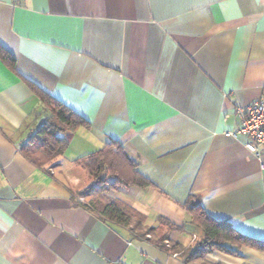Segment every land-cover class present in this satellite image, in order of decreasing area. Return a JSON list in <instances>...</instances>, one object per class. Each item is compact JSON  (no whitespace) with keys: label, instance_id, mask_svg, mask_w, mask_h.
<instances>
[{"label":"crops","instance_id":"obj_1","mask_svg":"<svg viewBox=\"0 0 264 264\" xmlns=\"http://www.w3.org/2000/svg\"><path fill=\"white\" fill-rule=\"evenodd\" d=\"M0 46L15 63L0 55V264H188L156 241L202 236L190 196L264 241V155L226 135L264 95V0H0ZM30 82L88 122L50 172L22 151L50 115ZM113 140L152 183L110 191L145 237L73 194L91 183L74 161ZM189 264H264V251Z\"/></svg>","mask_w":264,"mask_h":264},{"label":"trees","instance_id":"obj_2","mask_svg":"<svg viewBox=\"0 0 264 264\" xmlns=\"http://www.w3.org/2000/svg\"><path fill=\"white\" fill-rule=\"evenodd\" d=\"M0 55L12 69H15L13 58L7 55L1 46ZM30 85L49 110L50 115L38 127L34 135L23 144L22 151L34 163L50 172V169L43 165L44 162L34 155L35 151L39 149L42 152L45 162L60 157L68 147L73 132L81 125H87L88 122L39 85L33 82H30ZM31 146H35L36 150L31 149ZM74 163L85 169L91 178L90 184L73 191L74 197L87 198V201L82 203L85 207L105 220L120 226H131L141 237L153 232L154 229L150 227L147 231L143 230L146 227L143 224L142 215L130 205L118 199L103 201L101 198L119 186L152 185L138 171L136 160L128 154L120 142L110 141L103 148L76 159ZM58 164L59 161L51 168ZM185 208L191 217V224L202 230V236L187 248L179 243L165 241L168 238L166 234L160 237L156 244L172 254L178 253L186 263L204 259L208 253L215 250L239 254L241 247L250 246L264 251L263 240L241 233L228 220L214 218L204 210L194 196H190L185 203ZM134 220L137 222L135 226Z\"/></svg>","mask_w":264,"mask_h":264},{"label":"built area","instance_id":"obj_3","mask_svg":"<svg viewBox=\"0 0 264 264\" xmlns=\"http://www.w3.org/2000/svg\"><path fill=\"white\" fill-rule=\"evenodd\" d=\"M236 114L240 120L239 124L226 135L245 136L246 149L257 157H262L264 155V95L247 105L236 106ZM79 201L83 203L86 199L80 197Z\"/></svg>","mask_w":264,"mask_h":264},{"label":"rangeland","instance_id":"obj_4","mask_svg":"<svg viewBox=\"0 0 264 264\" xmlns=\"http://www.w3.org/2000/svg\"><path fill=\"white\" fill-rule=\"evenodd\" d=\"M31 149L36 150V147H35V146H31ZM34 155L37 156V158H38L40 161H43V162H44L43 165H44L47 169H51V166L55 165V164L59 161V157H58V158H56V159H54V160H52V161L45 162V161H44L43 154H42V152H41L39 149L35 151ZM53 168H55V167H53ZM81 177H82V179H84V176H83V175H82ZM87 182H88V181H85V183H87ZM85 183H84V184H85ZM113 194H115V193H113V192L106 193L105 195L101 196V198H102L103 201H112V199L110 198V195H113ZM136 224H137V222H136V220H134L133 225L135 226ZM134 226H133V227H134ZM145 227H146V228H144L143 230L147 231L149 227L146 226V225H145ZM132 229H133V228H132ZM133 230H134L135 232H137L135 229H133Z\"/></svg>","mask_w":264,"mask_h":264}]
</instances>
